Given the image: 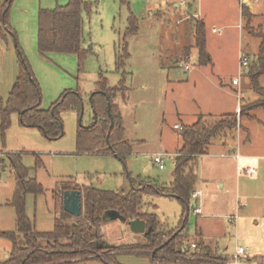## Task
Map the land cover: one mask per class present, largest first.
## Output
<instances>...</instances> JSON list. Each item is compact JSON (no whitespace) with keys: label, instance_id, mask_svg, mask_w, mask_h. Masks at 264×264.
Here are the masks:
<instances>
[{"label":"rangeland","instance_id":"obj_1","mask_svg":"<svg viewBox=\"0 0 264 264\" xmlns=\"http://www.w3.org/2000/svg\"><path fill=\"white\" fill-rule=\"evenodd\" d=\"M69 1L14 0L11 33L0 28V101L6 103L21 75L19 51L39 83L42 109H49L66 91L79 93L83 101L79 110L62 112L64 136L59 140L50 141L38 129L23 127L18 114H12L5 139L0 136V232L17 230L16 211L9 204L16 187L10 153H23L22 164L30 169L29 178L42 185L43 193L27 195L26 212L36 231L50 232L63 210L59 183L72 180L80 187L92 184L125 193L132 189L133 180L169 185L183 145L182 127L200 118L209 125L222 120L223 115L235 114L236 126L214 139L208 154L199 158L195 189L201 193L191 199L186 214L187 244L199 242L212 254L223 255L244 247L264 257V106L247 108L242 116L236 111L238 106L264 100L255 91L252 76H240L238 70L243 53L249 66L260 54L264 0H251L255 15L245 6L253 15L249 25L240 19V0H83L91 4V11L83 12L85 57L80 61L76 55L64 53L42 56L38 50L39 13L66 6ZM199 13L206 23L207 64L199 63L194 46L193 20H201L194 15ZM132 14L138 19L139 30L126 35ZM226 23L234 27L224 28L223 36L212 33L213 25L221 28ZM175 59L178 64L173 63ZM186 63L191 68L187 74L183 69ZM234 78H240V86L232 85ZM99 84L121 89L113 102L119 109L124 140L132 145L124 162L111 153L77 148L79 128H84V135L96 136L88 129L96 116L98 125L106 118L101 99H97L99 114L91 104L96 92L103 93ZM258 84L264 88V74ZM108 114L111 117L109 110ZM238 148L242 156L239 165L257 169L254 177L237 172L233 156ZM34 154L43 162L38 169ZM158 155L164 160V170L154 163ZM196 209H201V214ZM143 211L155 214L160 227L172 229L179 225L183 206L176 199L153 196L145 197ZM231 216H237L233 224ZM101 232L102 246L118 249V264H156L149 256L128 251L147 244L143 235L132 232L128 222H104ZM11 250L12 242L0 237V262ZM76 264L103 263L88 260Z\"/></svg>","mask_w":264,"mask_h":264},{"label":"trees","instance_id":"obj_2","mask_svg":"<svg viewBox=\"0 0 264 264\" xmlns=\"http://www.w3.org/2000/svg\"><path fill=\"white\" fill-rule=\"evenodd\" d=\"M13 3L14 0H0V28L4 27L9 33H11L9 18ZM84 11L89 13L91 4L83 0H70L66 6L41 10L38 25L39 53L42 56L53 53L76 55L81 61L87 54L83 47ZM242 15L249 25L253 15L245 6H242ZM137 22L138 19L132 14L126 35L138 32ZM193 24L194 46L198 51L199 63L207 64L210 62V56L207 52L205 23L194 19ZM259 38L263 39V44L257 61L249 66L248 75L252 76L255 91L264 99V88L258 84L259 76L264 74V35ZM19 56L21 75L6 103L0 101V136L5 139V134L11 126V116L16 113L23 127L38 129L50 141L59 140L64 136L62 112L67 109L79 110L83 102L82 98L77 92L66 91L49 109H42V92L39 83L21 51ZM252 70H255L253 75ZM100 88H103V93L96 92L92 96L91 104L93 109L96 107L95 111L99 114L97 99H101L106 107V118H103L102 123L98 125L96 116L93 125L88 129L90 133H97L96 136L84 135V128H79L77 148L81 152L111 153L124 162L125 156L132 151V145L124 140L119 109L113 102L121 89H106V85H101ZM260 106H264V100L249 107H241L243 110L240 115H244L247 108L252 110ZM221 119L208 125L200 118L195 124L182 127L180 132L183 145L175 159L174 180L169 185L162 186L150 180H133L132 189L125 193L102 190L92 184L80 187L72 180L59 183L62 203L64 192L73 189L82 192V214L76 218L62 210L55 218L54 228L50 232L36 231L33 221L26 212L27 195L43 193L42 185L36 179L29 178L30 169L22 164L23 153H10L7 156L16 179L10 205L16 211L17 230L0 232V237L12 242V250L8 258L0 264H76L88 260H98L103 264H118V249L102 247L104 243L101 227L104 224L103 218L108 212H118L127 222L135 219L144 220L148 227L153 228V232L145 237L147 244L141 249H129L131 253L149 256L156 264H225L227 258L225 255L212 254L202 243L194 242L196 249L191 250L187 244L190 237L187 229L188 217H186L198 181L199 158L208 154L214 139L236 126L235 114L223 115ZM104 147L107 148L103 150ZM34 155L35 169H38L43 162L39 155ZM2 164L3 162H0V166ZM153 196L169 197L181 203L183 212L177 228L160 227L155 214L143 211L145 197ZM71 219H75V223H69ZM186 244L188 250L183 252L182 249ZM153 252H155L154 256H152Z\"/></svg>","mask_w":264,"mask_h":264},{"label":"built area","instance_id":"obj_3","mask_svg":"<svg viewBox=\"0 0 264 264\" xmlns=\"http://www.w3.org/2000/svg\"><path fill=\"white\" fill-rule=\"evenodd\" d=\"M185 2V1H182ZM249 0H240L241 7L245 6ZM212 32L219 34L220 30L218 29H212ZM249 59L246 54H242L240 57V69H241V75L244 74V70L249 68ZM184 73L187 74V72L190 71V66L186 63L185 66L183 67ZM232 85L234 86H240V78H236L232 81ZM240 111L241 107L239 106L237 109V113L240 116ZM235 160H239L240 158V153H239V148L237 150V153L233 156ZM154 163L159 166L161 170L165 169L164 165V160L162 159L161 156H156L154 158ZM237 171L239 174H244L248 177H254L255 175L258 174V170L255 168H242V167H237ZM193 197H196V194L193 195ZM196 213L201 214V209H196ZM237 216H231L229 218V222L233 224L236 222ZM191 250L196 249V244H191L190 245ZM188 249L185 247L182 249L183 252H186ZM226 261L225 264H264V257L263 256H256L251 254L248 248L244 247H237L236 250L229 255H225Z\"/></svg>","mask_w":264,"mask_h":264},{"label":"water","instance_id":"obj_4","mask_svg":"<svg viewBox=\"0 0 264 264\" xmlns=\"http://www.w3.org/2000/svg\"><path fill=\"white\" fill-rule=\"evenodd\" d=\"M247 70L246 73H248ZM81 121V120H80ZM82 192L78 189L68 190L63 195V210L73 217H80L82 214ZM189 208V206H188ZM113 220L126 221V218L120 215L118 212H108L105 214L103 221L110 222ZM132 232L143 235L144 237L149 236L153 232V228L148 227L147 223L141 219H135L128 222ZM104 247V246H102Z\"/></svg>","mask_w":264,"mask_h":264},{"label":"crops","instance_id":"obj_5","mask_svg":"<svg viewBox=\"0 0 264 264\" xmlns=\"http://www.w3.org/2000/svg\"><path fill=\"white\" fill-rule=\"evenodd\" d=\"M239 1V0H238ZM177 5V4H176ZM246 7H248L249 9H251L252 10V12H253V14H254V7H255V2H252L251 0H249V2L245 5ZM194 7V6H193ZM192 6L190 7V8H193ZM239 10H240V19L242 20V22H243V20H244V18H243V15H242V7H241V3H239ZM192 15V14H191ZM194 15H196L197 17H199L201 20H202V16H203V13H199V14H194ZM255 15V14H254ZM202 21H204V20H202ZM205 26H206V23H205ZM231 27H234L233 25H229V23H226L225 25H223L221 28H217V27H215V25H213L212 26V28H211V30L212 29H218V30H220V33L219 34H217V33H214V32H212V33H214V34H216L217 36H223L224 35V31L223 30H225L224 28H226V29H228V28H231ZM178 62H179V60L178 59H175L174 60V64H178ZM238 70H239V75L241 76V69H240V63H239V68H238ZM247 70H250L249 68L248 69H245L244 70V73H246L247 72ZM250 72V71H249ZM249 72L248 73H246L247 75L249 74ZM243 75V74H242ZM234 79H236V78H234ZM233 79V80H234ZM237 91H239V90H237ZM239 107V106H238ZM238 107H237V109H238ZM237 111V110H236ZM211 115V114H210ZM227 115H229V114H227ZM213 116V115H212ZM234 158V157H233ZM242 158V156L240 155V158H239V160H236V162H237V165H236V169H237V167H241L240 165H239V161H240V159ZM259 159L260 158H262V157H258ZM235 159V158H234ZM264 159V158H263ZM13 171V170H12ZM238 172V171H237ZM77 184V183H76ZM201 193V191H197V188L195 189V193L194 194H196V197H192V198H198L199 197V194ZM193 194V195H194ZM10 204V203H9ZM183 212V211H182ZM180 222V221H179Z\"/></svg>","mask_w":264,"mask_h":264}]
</instances>
